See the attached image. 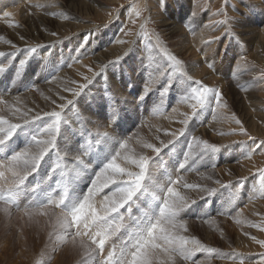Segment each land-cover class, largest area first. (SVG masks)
I'll return each instance as SVG.
<instances>
[{
  "label": "rangeland",
  "instance_id": "rangeland-1",
  "mask_svg": "<svg viewBox=\"0 0 264 264\" xmlns=\"http://www.w3.org/2000/svg\"><path fill=\"white\" fill-rule=\"evenodd\" d=\"M80 2L75 3V7L70 6L71 11L78 15L77 17H70L69 10L66 8L68 12L65 10L61 12L64 16H67V19L64 16L62 18L61 13H57L58 16L55 15L54 19L69 24L87 25V30L76 31L77 28L71 26L68 27L69 29L65 34L63 31L66 30L58 29L56 26L54 28V23L48 25V27H43L45 26L42 21V16L45 15L43 8H47L49 0H14L13 5L7 10L8 12L13 11L14 16L2 18L0 15V19L4 24H6V21L11 23V26L5 29L0 27V43L7 45L9 40L19 37L24 39L28 43L27 45L34 46V44L45 41L46 38L42 35L49 28L47 32H50V34L57 33V35L51 34V36L57 39L66 38L61 42L65 46L66 56L60 53L63 58L66 57L64 61L73 59L71 57L75 54L79 44L84 43L85 36L88 37L86 44L94 47V49L92 48L93 53L96 52V54L106 51L110 47L109 45L105 46L104 50L97 49L103 47L104 42L110 40L112 45L119 38H122L121 40L136 41L131 45L117 43V45L124 47L123 53L118 56L123 57V59L118 65H109L106 72L98 77L96 81H93L78 98L77 108L67 111L70 119L75 120V113L79 111L83 114L82 118L84 120L92 121V123L79 126L73 124L71 131L64 130V135L71 137L73 147H75V141L80 138L79 133L82 128L87 127L93 135L97 130H106L116 139H128L129 149L152 155L151 150L143 149L139 145V141L147 140L159 146L161 140L172 139L170 135H165V133L178 131L182 127L178 121L183 117L179 114L177 119V113L170 114L171 107L182 106L179 109L181 112L178 111V113L191 111L187 105L178 104L181 93L175 87L171 89L166 97L164 111L161 114L153 112L154 103L158 99V93L155 91L145 102L136 103L135 98L142 91L147 76L142 63H147L149 57L153 61L163 62L161 55L152 52L148 41L136 35L140 31L142 23L146 25L145 31L151 37L153 44L156 43V37L159 36L160 46L183 60L188 71L195 79H201L208 86L217 87L222 91L228 105L227 109L223 110L226 115L235 114L248 133L256 137L257 142L264 140V84L253 86L248 83L252 80V75L243 71L244 62L240 59L241 56H247L249 66L252 62L255 63V71L264 68L263 41L260 44L256 40L247 39L243 31L250 26L263 29L264 0H226V3L225 0H166V7H162L161 0H80ZM54 3L60 6L64 3L68 7L70 0H54ZM6 4L9 5V0H6ZM38 4L45 5V7H37ZM133 6L141 12L138 19L134 15ZM0 9H2L1 6ZM219 9L226 12L229 25L210 23L225 19L224 15H215ZM192 12H196L197 15L192 17ZM133 20L136 21L135 24L132 23ZM173 22H177L176 25L180 28L182 34L175 33L173 30L170 31L169 26H165V24L168 25ZM186 23L191 24L195 34L184 26ZM227 26H231L232 32L238 37V40L232 35H224V29ZM121 29H124L125 32L130 31L132 34L125 36ZM29 34H31L30 37ZM196 34L201 35L202 38L195 40L194 36ZM215 36H219L220 40L210 46H205L202 43L203 40ZM248 36L250 35L248 34ZM262 37L264 39V36ZM4 38H6V41ZM67 45L69 47L74 45L76 48L67 51L69 49ZM130 47L132 49L130 54L125 56V52ZM188 47L190 52L186 51ZM49 49L48 47L39 54L47 53ZM1 51H4V49L1 48ZM182 51L184 53L179 54ZM77 54L82 56L85 53L80 50ZM38 55L30 60L24 70V75L19 80H16L12 71L0 74V99L6 102L0 104V115H5L13 122L22 121L12 117L10 108L19 107L24 111L31 110L29 112V117H31L38 113L42 115L45 111L53 110L55 105L51 103L52 100L59 103L52 92L44 90L45 87H48L47 85L45 87L42 86L43 84L36 86L34 82L37 83L35 76L41 77V82L44 83H47V79L52 77L50 76L51 71L40 70L39 62L49 66L54 63L53 72H56L58 64L63 65L64 61L58 62L56 60L57 64L52 59V62L47 63L42 57H37ZM21 57L17 56L14 63H18ZM91 57H89V60H91ZM111 58V61L117 59V57ZM3 60V57H0V61ZM205 61L214 63V69L209 68L208 63ZM237 65L241 66L239 71ZM87 66L83 75L92 78L93 72L98 70L96 67L94 68L93 63H88ZM89 69H92V71H89ZM234 71H238V80L233 79L231 76ZM107 79L108 81L110 79L111 82L108 85H103V81ZM83 83L85 81L82 77L72 89H77ZM238 83L247 86V91L238 87ZM125 89L126 93L122 95ZM69 93L71 94V92ZM109 96L121 101L117 105L121 118L114 127L108 126L104 120L109 111L107 108V97ZM43 122V120H38L27 125L26 128L34 130L38 126H42L41 123ZM238 128L239 126L234 122L213 121L211 114L206 113L199 119L191 120L185 135L179 137L176 141L181 150L186 148L191 136L221 146V151L216 154L214 161H198L191 164L187 171L181 173L184 178L182 183L199 184L218 189L217 194L214 197L207 198L206 202L201 199L203 193L197 189L180 188L184 194L196 201L184 215V218L189 221V232L186 235L195 236L204 244L218 250L217 253H213L211 256L198 253L194 257V260L204 261V264H240L241 259L244 264H256L260 260L261 254L264 253V247L251 239L254 236L257 240H264V231L250 226L258 224L260 228H264V198H253V187L258 177L252 175L257 168L264 167V154L257 150L253 154L252 160L244 159L243 156L248 151L247 145L252 144V141H249L247 136L244 135L219 134L221 132L228 133L232 129L238 130ZM73 133H76V135H73ZM27 134V130L22 131L19 140L22 141ZM81 142L83 143V140ZM96 150L97 148L94 147L93 153ZM176 151V147L164 150L165 153L170 155L175 154ZM164 160L168 164L172 163L169 161L168 156H164ZM233 161L237 166H240L239 171L230 168ZM213 162L216 164L215 168L212 167ZM50 163L42 166L36 179L48 173ZM97 170L93 155L92 172L84 179L81 187L90 183L91 179L94 178V172ZM209 176L212 179H208ZM241 177H247V180L236 205L230 210L228 216L218 215L217 213L221 209V203L227 196L228 190L221 188L214 181L219 180L221 183L232 181L235 183ZM35 182V179H29L30 184ZM240 209H243V211L237 216L236 213ZM205 212H207V217L215 219L216 223L214 225L203 222L204 218H207L204 216ZM197 217L201 218L197 219ZM236 220H241L242 223L238 224ZM48 231L49 229L46 227L41 228L40 225L26 222L25 219H21L18 213L10 221L0 214V264H37V261L40 264H80L82 259L80 250L73 248L71 244L59 246L53 252V242L47 238ZM244 233H248V235ZM109 251H111V247L106 245L102 255L94 253L90 264H100ZM180 264H184V262H180Z\"/></svg>",
  "mask_w": 264,
  "mask_h": 264
},
{
  "label": "snow or ice",
  "instance_id": "snow-or-ice-1",
  "mask_svg": "<svg viewBox=\"0 0 264 264\" xmlns=\"http://www.w3.org/2000/svg\"><path fill=\"white\" fill-rule=\"evenodd\" d=\"M161 4L166 7V0H161ZM36 6L45 7L39 4ZM47 6H55L54 0H49ZM133 12L137 19L141 16L135 6ZM11 15L8 11L3 12L4 17ZM196 15V12L191 13L192 17ZM215 15H224L225 19L210 23L229 25V19L223 9L217 10ZM64 18L67 19V16ZM135 22L132 21L133 24ZM184 26L195 34L191 24L186 23ZM145 27L142 23L136 35L147 40L152 52L161 55L163 62L153 61L149 57L147 63H142L147 76L142 91L135 98L136 103L145 102L155 91L158 93V99L154 103L153 112L161 114L166 97L175 87L181 93L178 104L187 105L191 110L179 113L183 119L178 121L182 125L178 131L165 133L172 139L161 140L159 146L147 140L139 141V145L143 149L151 150L152 155L129 149L128 139H116L106 130H97L93 135L87 127H83L79 133L80 138L75 141V147L71 137L64 135V130L71 131L73 124L79 126L92 123L91 120H84L79 111L75 113V120L70 119L67 110L77 108L78 98L93 83L96 76L105 73L108 65H100L99 72H93L92 78L83 76L85 83L77 89H65L71 92L73 98L66 99L61 95V103L52 100L51 103L55 107L51 111L29 117L31 110L10 108L12 117L22 122H13L5 115H0V214L10 221L18 213L26 222L48 228L47 238L53 242V252L59 246L71 244L73 248L80 250V264H90L93 254L102 255L106 245L111 247V251L100 264H204V261L194 260L198 253L211 256L218 252L195 236L186 235L189 232V221L184 215L196 201L184 194L180 188L197 189L203 193L201 199L206 202L207 198L217 194L218 189L182 183L184 178L181 173L198 161H214L216 154L221 151V146L196 136H191L186 148L180 149L176 141L185 135L191 120L210 113L213 121L234 122L239 126L238 130L232 129L228 133L219 134L247 136L252 144L247 145L248 151L244 154V159L252 160L257 150L264 154V140L257 142L256 137L248 133L235 114L228 116L223 111L228 105L222 91L217 87L208 86L201 79H195L183 60L160 46L159 36L156 37V43H152ZM121 31L125 36L132 34L124 29ZM51 34L57 35L55 32ZM224 35H232L238 40L231 26L225 27ZM219 40L220 37L215 36L203 40L202 43L210 46ZM87 41L88 37L85 36L84 43L76 51L80 52ZM116 42L130 45L136 43L128 40ZM42 47L46 46L36 44L12 53L0 52V57L5 58L0 61V74L12 71L16 80H19L30 60L39 54L38 50ZM131 50L130 47L124 55H129ZM17 52H22V58L18 63H14ZM43 59L47 60V56ZM121 59L123 57H117L116 60L109 61V64L118 65ZM240 59L244 62L243 71L252 75V80L248 83L253 86L264 84V68L255 71V63L252 62L249 66L247 56H241ZM39 63L41 71H52L55 68L54 63L51 66ZM208 67L214 69L215 65L208 63ZM240 67L237 65L238 71ZM238 71L231 73L233 79L238 80ZM237 86L247 91V86L239 83ZM107 101L109 111L104 120L108 126L114 127L121 118L117 108L121 101L110 96ZM5 103L0 99V104ZM178 111V107H171L172 113ZM38 120L44 121L42 126L34 130L26 128ZM25 130L28 134L20 141V133ZM94 147L97 148L95 153ZM172 147L177 149L175 154L164 152ZM93 155L98 170L94 172L90 183L81 187L84 179L92 172ZM164 156H168L172 163H166ZM49 162L51 163L48 173L36 179L42 166ZM212 167H216L214 162ZM252 175L258 177L253 187V198H264V167L257 168ZM30 178L36 182L30 184ZM207 178L212 179L210 176ZM246 180L247 177H241L235 183L214 181L221 188L228 190L218 215H229L241 196ZM242 211L243 209H240L236 215L239 216ZM204 216L207 217V212ZM203 222L209 225L216 223L215 219L210 217L204 218ZM236 223L240 224L242 221L236 220ZM250 226L264 231L258 224ZM251 239L264 247V240H257L254 236ZM37 264L40 262L37 261ZM240 264H244L242 259ZM256 264H264V253Z\"/></svg>",
  "mask_w": 264,
  "mask_h": 264
},
{
  "label": "bare ground",
  "instance_id": "bare-ground-1",
  "mask_svg": "<svg viewBox=\"0 0 264 264\" xmlns=\"http://www.w3.org/2000/svg\"><path fill=\"white\" fill-rule=\"evenodd\" d=\"M13 1L14 0H9V5H7L6 4V0H0V6L2 7V9H0V15H1V17L3 18L4 16H3V12L4 11H7V10H9L10 9V6L11 5H13ZM69 1V0H68ZM82 1V0H81ZM75 3L76 4H78V3H81L80 2V0H70V3L68 4V7H67V5H65L64 3H63V5L62 6H60V5H55V6H52V7H48L47 6V8H43V11H44V13H45V15H43L42 16V21H43V23H44V25L45 26H43V25H41V26H43V27H48V25H52V23H54L55 25H54V28H55V26H56V28H58V29H61V30H66V31H63L64 32V34H65V32H67L68 30L67 29H69L68 27H71V26H74L75 28H77L76 29V31H79V30H81V29H86L88 26L87 25H82V24H78V25H76V24H74V23H66V22H64V21H59V20H56V18L54 19V16L56 15V16H58L57 15V13H61L62 14V10H65V11H67L66 10V8L69 10V14H70V17H77L78 15L76 14V13H74L73 11H71V9H70V6L71 5H73V6H71V7H75ZM32 10V9H31ZM13 12V11H12ZM12 12H10V13H12ZM21 12V11H20ZM68 12V11H67ZM12 15L14 16V14L12 13ZM42 15V14H41ZM62 18H63V16L64 15H60ZM59 16V17H60ZM11 17V16H10ZM7 18V17H6ZM69 18V17H68ZM71 19V18H70ZM8 20V19H7ZM6 21V20H5ZM190 23V22H189ZM177 24V22H173L172 24H165V26H169V30L170 31H172L173 30V32H175V33H180V34H182V32H181V30H180V28L176 25ZM8 26H11V23H8L7 21H6V24H4L2 21H1V19H0V27H1V29L3 28V29H5V28H7ZM52 27V26H51ZM44 29V28H43ZM48 30H49V28H48ZM47 30V31H48ZM51 30V29H50ZM87 30V29H86ZM46 30L43 32V37H45L46 39H45V41H43V42H40L39 44L40 45H43V46H46V47H42V48H40L39 50H38V53H40L41 51H43L44 49H47L48 47L50 48L49 50H48V52L47 53H43V54H39L37 57H42V58H44L45 56H47V60H46V62L48 63L49 61H51L52 62V59L55 61V63H57V61L58 62H63L64 61V59L66 58L65 56H66V53H65V46L63 45V44H61V42L63 41V39H66V38H62V39H57V38H55L54 36H51V34H50V32H47ZM53 31V30H52ZM51 31V32H52ZM244 32H245V37L248 39V38H250V39H253V40H256V42H261V41H263L262 43H264V39H263V37L262 36H264V27H263V29H260L259 27H257V26H250V27H247V29H244L243 30ZM63 32H61V33H63ZM183 33H184V31H183ZM186 33V32H185ZM248 34L250 35V36H248ZM68 35V34H67ZM70 35V34H69ZM176 35V34H175ZM178 35V34H177ZM8 36V35H7ZM31 36V34H29V37ZM119 36V35H118ZM199 34H196L194 37V39L195 40H199V39H201L202 37H201V35L199 36ZM9 37V36H8ZM117 37V36H116ZM261 37V38H260ZM61 38V37H60ZM6 38H4V40H5ZM8 39V38H7ZM122 38H119L118 40H121ZM252 40V41H253ZM6 41V40H5ZM4 41V42H5ZM111 41V40H110ZM110 41H107V42H104V44H103V47H101V48H99V49H97V50H104V47L105 46H107V45H109L110 47L106 50V51H103V52H101V53H99V54H96V52L95 53H93L94 51H93V49H94V47H92V46H88L87 44H85V46H84V48L83 49H81L82 50V52L83 53H85V54H82V56H80V54L78 55L77 53V51L75 52V50H74V52H75V54L71 57V58H73V59H67L66 61H64V64L63 65H59L58 63V68H57V71L56 72H53V70L50 72V76H52V77H49V79H47V83H44V82H41V77H37V76H35L36 77V80H37V83L36 82H34V84L36 85V86H39L40 84H43L42 86H44L45 87V85H47L48 87H45V91H50V92H52L55 96H56V98H57V100L59 101V103H61V101L59 100V96H64V97H66V99H72V95L68 92V91H66L65 89H72L73 87H74V85L78 82V81H80V79L84 76V75H81V73L83 74L84 72H85V70L87 69V65H88V63L90 64V63H93V66H94V68L96 67L97 68V72H99V68H100V65H108V67H109V61H111L112 60V58L111 57H114V58H116V57H118L119 55H121L122 53H123V50H124V47L123 46H120V45H117V40H115V44L113 43V45L110 43ZM83 43V42H82ZM82 43H80L79 44V46L82 44ZM106 43V44H105ZM28 43H26L25 41H24V39H22V38H19V37H16L14 40H9L8 41V44L6 45V44H2V42L0 43V49L2 48V49H4V51H1V52H4V53H12V52H16L17 51V49H20V50H23L24 48H26L27 46H29V45H27ZM111 44V45H110ZM261 44V43H260ZM36 44H34V46H35ZM263 45V44H262ZM68 47H69V45H67ZM74 48H76V46H72V45H70V47H69V49L67 50V51H70V50H72V49H74ZM87 48V49H86ZM93 48V49H92ZM57 49V50H56ZM84 49H86V50H84ZM84 50V51H83ZM187 52H190V48L188 47L187 48V50H186ZM60 53H62V54H64L65 56H64V58H63V55L62 54H60ZM182 53H184L183 51L182 52H180L179 54H182ZM79 56V58H78V56ZM56 55H57V57H56ZM61 55H62V57H61ZM68 55V54H67ZM20 57V56H22V52H17V55H16V57ZM69 56V55H68ZM90 56H92L91 57V60H89V57ZM22 58V57H21ZM3 59H5L4 57H3ZM77 59H78V61L79 62H77ZM44 60V59H43ZM57 60V61H56ZM45 61V60H44ZM68 64H71L72 66L71 67H68L67 65ZM107 67V68H108ZM107 68H106V70H107ZM95 71V70H94ZM106 72V71H105ZM104 74V73H103ZM103 74H101V75H103ZM101 75H99V76H96L95 78H94V80L93 81H96L97 80V78L98 77H100ZM107 76V75H106ZM30 77V76H29ZM28 79H30V78H28ZM109 82H111L110 81V79H109V81H108V79L107 80H104L103 81V85H108L109 84ZM43 90V91H44ZM25 92H28V91H25ZM126 93V89L122 92V95H124ZM180 108H182V106H180V107H178V109H180ZM70 110V109H69ZM69 110H67V111H69ZM179 112H181V110L179 111ZM172 112L170 111V114H171ZM174 114H176V113H174ZM172 115H173V113H172ZM168 116H170V115H168ZM174 116H176V115H174ZM178 116H179V113H177V119H178ZM165 117V116H164ZM170 117H172V116H170ZM169 118V117H168ZM181 118V117H180ZM163 119V118H162ZM164 120V119H163ZM163 122V121H162ZM42 125H43V123H41ZM204 130H205V128H203ZM206 131V130H205ZM239 164V163H238ZM231 167L230 168H233V169H235V170H238L239 171V169H240V166L238 165L237 166V164L233 161L231 164Z\"/></svg>",
  "mask_w": 264,
  "mask_h": 264
}]
</instances>
